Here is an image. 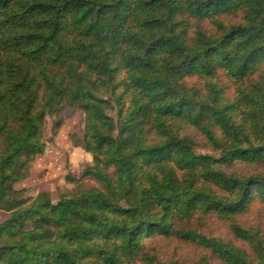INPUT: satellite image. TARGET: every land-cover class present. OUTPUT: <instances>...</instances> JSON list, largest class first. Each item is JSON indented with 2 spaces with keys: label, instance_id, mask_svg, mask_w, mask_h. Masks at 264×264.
<instances>
[{
  "label": "trees",
  "instance_id": "obj_1",
  "mask_svg": "<svg viewBox=\"0 0 264 264\" xmlns=\"http://www.w3.org/2000/svg\"><path fill=\"white\" fill-rule=\"evenodd\" d=\"M77 110L90 164L25 197L46 118ZM257 205L264 0H0V264H264Z\"/></svg>",
  "mask_w": 264,
  "mask_h": 264
},
{
  "label": "rangeland",
  "instance_id": "obj_2",
  "mask_svg": "<svg viewBox=\"0 0 264 264\" xmlns=\"http://www.w3.org/2000/svg\"><path fill=\"white\" fill-rule=\"evenodd\" d=\"M63 124L53 134L51 127L52 117H47L44 124L45 150L31 163L26 176L15 185L25 197L34 198L38 193L48 192L55 202L62 190L73 188L71 177H78L81 169L90 164L91 155L75 145L81 136L84 126V114L77 110L63 115ZM197 153L215 154L209 149L196 147ZM245 170L238 166L235 170ZM6 213L0 212V222L5 219ZM242 221L248 225H259L264 229V207L255 206L252 212ZM206 232L212 236L231 239L227 227L219 221H210L206 225ZM157 247L167 258L195 257V250L186 245L172 241L157 240Z\"/></svg>",
  "mask_w": 264,
  "mask_h": 264
}]
</instances>
